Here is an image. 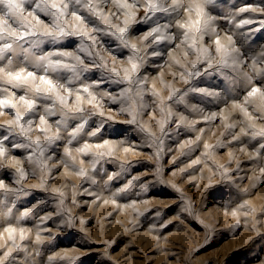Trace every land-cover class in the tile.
Here are the masks:
<instances>
[{"label": "rangeland", "instance_id": "rangeland-1", "mask_svg": "<svg viewBox=\"0 0 264 264\" xmlns=\"http://www.w3.org/2000/svg\"><path fill=\"white\" fill-rule=\"evenodd\" d=\"M152 2L164 8L173 4ZM196 2L182 0L177 11L151 13L144 23L126 25L130 17L141 21L148 0H92L98 15L83 0L79 11L100 31L80 24L69 11L62 27L71 32L75 24L87 37L45 41L14 58L19 68L25 67V55L31 64L39 55L71 52L85 65L78 66L79 79L62 71L61 82L73 91L67 108L53 106L48 123L41 125L39 116L50 102H40L27 118L31 124L23 121V135L19 126L9 125L15 110H0L5 126L0 143L6 150L0 155V233L11 223L20 245L17 249L4 233L0 264H264V137L253 135L264 130V100L259 94L247 97L254 86L264 91V25L259 23L264 0H212L204 6L212 17L205 32L185 38L187 29L179 25L197 18ZM123 4L131 7L118 6ZM30 12L26 7L23 16L38 31L51 28L50 18L41 13L44 22L37 23ZM126 26L124 39L136 49L111 35ZM154 27L160 32L145 39ZM157 35L165 39L154 43ZM217 39L223 46L219 52ZM131 63L139 69L124 80ZM93 84L89 91L96 99L89 104L82 88ZM6 87L0 83V89ZM77 91L83 111L73 116L69 109ZM63 112H69L67 125L48 145L46 137L56 133ZM81 123L84 129L72 139L69 133ZM35 140L45 147L43 155ZM105 140L108 146L95 147ZM86 143L91 147L85 155L77 149ZM8 251L12 255L5 259Z\"/></svg>", "mask_w": 264, "mask_h": 264}, {"label": "snow or ice", "instance_id": "snow-or-ice-1", "mask_svg": "<svg viewBox=\"0 0 264 264\" xmlns=\"http://www.w3.org/2000/svg\"><path fill=\"white\" fill-rule=\"evenodd\" d=\"M83 0H0V64L3 66L0 67V83L6 84L9 87L0 89V93L9 92V88L12 90L9 95H2L0 94V110H15L13 111V115L15 117L14 121H10L9 125L15 124L19 126L22 131L21 135H23V121H25L29 116L34 115L37 111L38 105L41 101L43 102H50L49 106L44 108L45 115H40L39 120L40 124L44 125L47 123V117L55 115L53 110V106L55 104H60L62 107H68V100L69 96L71 95L73 89L69 88L66 83L61 82L62 76L61 73L63 70L70 71L75 74V78L79 79L80 73L77 71L78 66L85 65V60L81 58L80 55H75L73 57V53L71 52H49L44 55H39L35 58L34 63L28 62L27 55L24 56V63L25 67L16 68L14 66V58L18 57L19 54L24 53L27 54L30 49H38L39 45L45 41H59L64 39L65 37H80L83 40L85 37L89 35L88 32L84 30H77V26L73 25V31L69 32L66 31L64 27H62V18L66 17L68 12L71 11V15L78 21L80 24L83 25H94L93 32H98L100 29L95 26V21L90 17L86 16L83 12L79 11V8L82 4ZM212 3V0H199V2L195 3V11H196V19L189 20L186 24H180L179 27L183 29H187L185 31L184 36L185 38L188 37L189 32L201 33L203 34L209 25V21L212 17L208 16L205 12V5H209ZM35 7H32V5ZM120 7H131V5L123 4L118 5ZM31 8L30 15L33 16V19L37 23H43L44 19L50 18L51 28L38 31L35 24H32L27 21V18L23 16V12L25 9ZM84 7L89 11L92 12L93 15H98L93 10L92 0H88V3L84 5ZM182 7V0H173V4L167 8L162 7L158 3H153L152 0H148V7L145 13V16L141 19V21H132L131 17L128 21H126V25L129 23H136L137 25L144 23V21L149 19V14L157 13V12H170V11H177ZM185 11H189L190 8L184 9ZM249 9L241 8L240 12H246ZM259 9H252V11H258ZM43 14L44 19L41 18ZM134 15V14H133ZM252 20H243L242 24L249 25L252 24ZM260 24L264 25V20L259 22ZM129 31V27L126 26L124 28L119 29V32H111L112 36H118V38L124 43L125 47H130L132 49H136V45H129L127 41L124 39L126 34ZM159 28H152L150 32L147 33L148 37H151L153 34L159 33ZM165 37L163 35H157L156 41L159 42L164 40ZM231 40V37H229ZM93 43H95V38H93ZM27 44V47L25 45ZM217 51H221L223 47L220 45L219 40L216 41ZM79 51H85L84 48L79 49ZM202 51H207L206 49ZM224 55H229L228 50L224 49ZM72 58L76 61V63H67L66 59ZM4 61H7V64H4ZM131 62V58H130ZM221 65L226 64V60L221 59ZM211 67V65H210ZM31 68L32 70H29ZM195 68V65H193ZM139 65L137 63H131L130 75H126L122 79L129 80L135 75L138 71ZM84 71H88L87 67L85 66ZM128 72L129 70H125ZM192 75H199V72H194L190 74ZM39 81V83H37ZM249 83H251V78H249ZM96 85H84L82 91L84 93H88L89 99L88 103L91 104L96 97L89 91L90 87H95ZM63 92L68 93L69 95L62 94ZM23 92L17 98V93ZM257 94L260 95L261 99L264 100V91H262L258 87H252L250 91L247 93V97H255ZM82 97L80 92H76V104L69 109V112L72 113L73 116L80 114L83 109L80 107V101ZM171 100L172 97L169 96ZM18 105H23V111L21 112L18 110ZM69 112H63L62 118L56 121L57 130L54 135L47 136L45 143L50 145L54 141L59 140L60 137V130L62 126L67 125V121L69 118ZM171 113H169V117ZM27 123L31 124L32 120L27 119ZM5 127V126H0ZM231 127V125L229 126ZM84 129V124H78L69 136L72 139H76L77 135ZM12 129L9 128V131ZM42 132L47 131L46 128L39 129ZM100 129H97L96 132L90 133L92 137H95ZM254 136L264 137V130L260 132L254 133ZM7 139V137H5ZM199 139V137H197ZM234 139H237L234 137ZM191 143V141H189ZM32 144L36 145L37 151L43 155L46 151L45 147L41 146L38 140L32 141ZM109 142L107 140L104 141L103 145L97 144L95 145L96 148H101L104 146H108ZM19 147V145H17ZM27 147H31V145H27ZM90 145L87 143L78 148L77 151L83 154H87L90 151ZM205 147H210L209 145H205ZM112 149L109 147L108 152L111 153ZM6 152L3 144L0 143V155H4ZM65 153L68 154V150H65ZM104 153H97V157H102ZM199 161H193L194 164L198 163ZM96 166V161H93V167ZM18 172L22 171L17 169ZM80 175H85L83 169H81ZM111 179V177H109ZM0 187H3V181H0ZM113 195H118V193H114ZM233 215H236V212L233 211ZM28 213L25 212L21 214V217L18 219H22L24 216H27ZM17 229L12 226L11 223L8 224L7 227L4 228V233L7 234L6 239L7 241L13 243V245L19 249L20 245L16 244L15 242V234ZM4 233H0V239L4 238ZM20 240L23 241L26 239V234L24 229H20ZM39 240V236H37ZM2 247V246H0ZM12 255L11 251L5 252L4 257L7 259ZM51 259V258H50Z\"/></svg>", "mask_w": 264, "mask_h": 264}, {"label": "bare ground", "instance_id": "bare-ground-1", "mask_svg": "<svg viewBox=\"0 0 264 264\" xmlns=\"http://www.w3.org/2000/svg\"><path fill=\"white\" fill-rule=\"evenodd\" d=\"M139 47H140V46L138 45V48H139ZM142 48H143V47H142ZM143 49H144V48H143ZM178 49H179V48H178ZM140 51H141V50H140ZM172 52H173V51H172ZM174 53L176 54V51H174ZM175 54H173V55L175 56ZM177 54L179 55V53H177ZM177 54H176V55H177ZM178 55H177V56H178ZM173 58H174V57H173ZM174 61H175V59H174ZM179 61H180V60H179ZM182 63H183V62H182ZM176 64H177V63H176ZM38 83H39V82H38ZM47 123H48V122H47ZM50 126H51V125H50ZM46 127H47V126H46ZM4 227H5V226H4ZM18 228H21V227H18ZM18 231H19V230H18ZM17 233H18V232H17ZM5 234H6V233H5Z\"/></svg>", "mask_w": 264, "mask_h": 264}]
</instances>
